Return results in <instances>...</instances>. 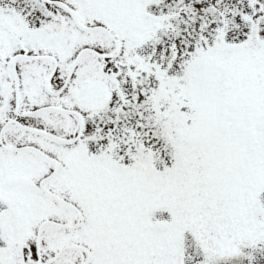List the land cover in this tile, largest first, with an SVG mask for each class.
<instances>
[{
  "label": "snow or ice",
  "instance_id": "obj_1",
  "mask_svg": "<svg viewBox=\"0 0 264 264\" xmlns=\"http://www.w3.org/2000/svg\"><path fill=\"white\" fill-rule=\"evenodd\" d=\"M0 264H264V0H0Z\"/></svg>",
  "mask_w": 264,
  "mask_h": 264
}]
</instances>
